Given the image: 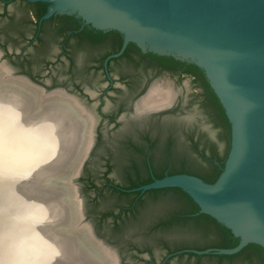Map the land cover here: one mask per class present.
<instances>
[{
	"label": "water",
	"instance_id": "1",
	"mask_svg": "<svg viewBox=\"0 0 264 264\" xmlns=\"http://www.w3.org/2000/svg\"><path fill=\"white\" fill-rule=\"evenodd\" d=\"M26 1L49 3L37 22V34L43 22L55 14L75 15L101 30L119 31L122 47L104 60L105 67L134 42L143 52L173 56L204 70L232 129L231 148L218 179L208 183L192 174L177 173L133 189H120L144 193L180 188L197 202L199 213L211 215L240 237L232 248L185 249L172 255H229L249 243L264 248V0ZM18 7L16 2L11 10ZM27 23L25 27H34ZM22 38L17 35L8 43L18 49ZM30 66L22 59H3L0 48V264H97L78 247L79 236L86 246L89 238L111 264H116V252L85 219L77 184L94 143V116L65 89H48L16 71H28ZM58 68H54L55 76L61 75ZM155 81L160 84L152 85L140 97L142 110L161 107L172 98L173 80L162 73ZM70 102L83 108L91 122L73 173L70 164L79 154L76 145L82 124L68 107ZM191 102L186 109L206 128L213 129L199 103ZM88 106L97 113L93 103ZM112 175L117 185H127L130 178L147 173ZM81 182L89 216L98 225L88 200L94 191ZM62 185L71 190L69 195L77 204L73 222L67 218L64 202L68 195ZM110 193L114 210L133 197ZM122 253L130 264H144L129 248ZM188 259L196 264L194 256L176 257L172 263L184 264ZM204 261L217 264L218 258L205 257Z\"/></svg>",
	"mask_w": 264,
	"mask_h": 264
},
{
	"label": "flooded vegetation",
	"instance_id": "2",
	"mask_svg": "<svg viewBox=\"0 0 264 264\" xmlns=\"http://www.w3.org/2000/svg\"><path fill=\"white\" fill-rule=\"evenodd\" d=\"M8 1L0 0V48L3 51V59L25 60L28 58L30 61L32 59L30 63L32 66L28 71L15 70L48 89H65L78 97L88 112L94 116V143L77 177L86 221L92 224L95 233L116 252L119 258L116 264H130L122 253L126 248H129L133 255L142 260L144 264H173L172 253H168L161 242L144 244L130 234H116L115 225L119 224L121 207L114 210L112 197L103 196L101 192H108L112 186H117L113 173L123 175L121 174L122 167L118 164L120 156H136L134 161L127 162V168L131 174L133 172L139 175L147 173L138 158L139 154L150 156L153 153L148 148L147 140H156L159 145L154 151L153 160V165L159 166L162 161L161 147L165 143L173 140L178 147L187 134H193L196 138L201 131L209 130L186 109L187 104L194 97L193 92L200 91L194 86L193 76L181 70L171 73L151 67L134 69L123 60L112 61L107 67L103 62V67H100V62L97 60L111 43L123 35L116 30H101L86 24L82 19L76 31L88 29L103 34L96 44L87 46L88 49L84 51L77 47L76 38L80 37L73 35L75 33L71 28L66 31L70 36L67 43L63 41L62 36H56L53 31L46 30L40 37L42 47L35 52L33 46L38 42L39 33L37 34V30L34 31L33 27L30 29L25 27L26 22L32 23L21 3L17 1L20 12L11 10V6L16 3L15 0ZM17 35L23 37V43L18 49L8 43V39L16 40ZM56 66L59 67L60 76L54 75L53 71ZM162 73H166L173 80L175 91L171 90L172 98L161 107L142 110L139 106L140 97L152 85L160 84L155 79ZM50 76L52 79L49 81ZM179 80H181L180 84ZM90 103L94 104L97 113H93L90 109L88 106ZM68 107L72 108L74 116L81 120L79 122L82 124L76 145L79 154L70 164V172L73 173L79 166V157L85 148L87 129L91 122L83 108L75 106L72 102ZM109 165L112 166L108 171ZM81 181H84L85 185L94 191L88 200H91V208L99 220L98 225L93 223L89 216L86 205L87 196L80 189ZM62 188H66L65 195H68L64 202L67 218L73 222L76 220L77 204L73 196L69 195L71 190L63 185ZM164 239L167 240V237ZM84 240L82 236L76 238L78 247L85 250L83 254L97 264H111L98 245L88 238L89 243L86 246L83 244Z\"/></svg>",
	"mask_w": 264,
	"mask_h": 264
},
{
	"label": "trees",
	"instance_id": "3",
	"mask_svg": "<svg viewBox=\"0 0 264 264\" xmlns=\"http://www.w3.org/2000/svg\"><path fill=\"white\" fill-rule=\"evenodd\" d=\"M19 1L23 9H26L29 21L33 24L34 31L37 30L38 20L47 12L49 3ZM29 18V17H28ZM80 18L75 15L55 14L45 20L38 35L37 44L33 47L35 52L41 49V35L46 30L53 31L56 36H62L67 43L70 36L66 31L71 28L77 39V47L84 51L96 44L103 34L91 30L79 29ZM74 25V26H73ZM73 26V27H72ZM72 35V36H73ZM123 44V37L111 43L101 57L97 60L103 67L104 60L111 54L118 52ZM32 56V55H31ZM123 60L134 69L156 68L160 71L171 73L181 70L193 76L195 88L192 104L199 103L201 113L208 118L213 129L204 130L195 138L187 134L185 140L178 146L173 140L165 143L162 148V161L159 166L153 165L154 151L158 148L155 141L147 140L148 148L152 154H139L142 165L147 170L146 176H138L127 185L112 186L110 191H102L101 195L111 197V191L119 196L133 195V197L121 206L119 224L115 225L116 234H130L140 239L144 244L163 245L168 253H175L185 249L204 250L208 248H232L239 244L240 237L235 236L230 228L220 223L209 214L199 213L200 207L197 202L184 190L180 188L151 189L141 192L123 191L133 189L141 185L151 183L155 178H163L166 175L186 173L200 177L205 182L214 183L221 174L228 153L231 148V123L225 113V109L211 87L205 72L195 63L176 59L173 56L159 55L151 51L143 52L136 43L130 42L124 53L112 61ZM31 63L32 59L24 60ZM181 80H179V84ZM134 157L128 155L118 157V164L122 167L121 174L131 175L127 168V162L134 161ZM171 158V159H170ZM137 159V158H136ZM126 163V164H125ZM112 165H109L110 170ZM167 237V240L164 238ZM184 256L196 257V264H210L204 261L205 257H217V264H264V248L257 243H249L239 252L234 254L196 255L192 252H183L173 255L171 258H182ZM184 264H191L189 259Z\"/></svg>",
	"mask_w": 264,
	"mask_h": 264
}]
</instances>
